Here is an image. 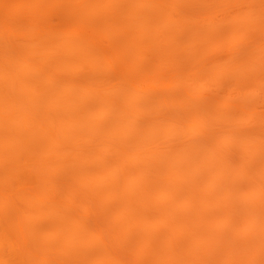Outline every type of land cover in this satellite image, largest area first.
Listing matches in <instances>:
<instances>
[{
  "label": "bare ground",
  "instance_id": "6f19581e",
  "mask_svg": "<svg viewBox=\"0 0 264 264\" xmlns=\"http://www.w3.org/2000/svg\"><path fill=\"white\" fill-rule=\"evenodd\" d=\"M100 1L101 3L98 5ZM100 1L97 2V8L100 7V15L102 14L100 17L104 19L102 31L107 35H113L112 33L123 29L126 33L133 32V35H138L140 38L158 37L161 40L170 41L169 37L179 35L185 29L184 19L178 16L175 9L171 13L164 11L161 8L163 4L160 7V0H135L134 3L142 7V13L131 15L130 12V17H126L125 24L124 21L122 22L124 26L121 22L117 26L118 24L114 25L111 21L115 17V13L123 12L126 8L124 3L127 4L128 0L123 1V5L120 4L121 2L119 3L120 0ZM190 1L206 2L204 0ZM170 2L174 4L176 0H170ZM14 3H16L15 5L25 3L26 7L32 10L36 8L35 5H32L34 0H17ZM69 7L67 8L73 11L72 5ZM94 12L92 9H83L80 12L81 18L70 25L75 36H73L72 42L68 43L64 40L62 29L61 32L54 33L56 37H52L46 45L45 43L39 45V42L36 41H31L27 45L29 54L42 52L41 61L49 63L50 71L46 76H36L30 71L35 66L33 67L25 59V56H22L25 52L15 49L14 42L9 35L5 37L6 33H1L4 31L10 33V29L0 27V42L4 44L0 45V166L3 168L0 173V185L11 189L15 200L19 199L24 202L25 208L20 215L26 221L24 231L27 235L42 237L40 238L41 244L44 245H48L49 240L54 242L57 239V244L54 247L43 248L41 245L35 247V250L39 251L40 263L48 264L49 257L53 255L67 257L69 252L76 251L82 258L83 254L89 251H97V254L94 255L98 258L94 261L95 263L122 264L108 250L109 248L104 246L105 242L97 232L78 217L77 211L90 212V207L80 206L76 210L73 207L75 202L72 199H69L66 204L61 203L59 209L54 204L46 205L41 203L43 201H38L39 194L43 196L52 191L49 181L51 178L49 179L47 174L48 168L43 165L44 160H41V156H48L51 159L50 155H53L55 158L53 164H61L60 166L70 169L73 173L72 179L88 188L90 192L94 187L101 186L102 189L97 191V194H95L96 192L92 194L97 196L99 208H104L115 202L116 207L113 212L116 216L125 219L118 232L123 230L131 232L132 236L127 237L131 244L129 250H133L135 255L144 254L145 258L151 259L153 264L164 262L173 264L179 261V258L176 259V256L173 255L171 247L175 239L183 240L182 243H189V252L196 250L203 238L195 233L196 222L201 220L193 216L192 209L191 216L184 217L183 212L186 208L193 207L195 200L199 199L197 206L201 209L210 207L208 209L213 210L214 206L219 208L217 213H212L214 215L212 217L198 216L203 220L208 218L209 222L213 221L212 223H214L218 222L220 217L227 220L229 217L232 218L233 227L227 232L218 231L215 235L219 234L221 237L223 234L230 237L239 234L248 237V243L245 244L248 246L242 251V255L249 259L254 258L255 264H264V260L256 259L264 253V158L259 165L260 173L263 175L262 180L259 182L250 181L241 187L236 186L242 177L252 173H250L248 165L254 160L253 154L261 148L260 139L243 138L236 142L230 134L214 141H205V143L196 137L187 139L179 137L178 139L177 132H174L166 122L161 121V116H159L164 106L170 109L176 104L179 107L185 104L183 117L176 118L179 120L178 125L180 123L181 126L184 125L183 122L187 120L189 125L186 127V132L189 131L188 133H192L194 136L200 135L204 132L209 119L218 122L225 117L222 116L221 108L219 110L212 109L213 107L199 102L194 105L190 104L196 94L200 93L201 86L199 84L206 81L212 83L211 81L234 72L248 71L252 66L248 64L238 66V63L236 64V61L232 59L233 55L231 57L229 55L230 58L222 57L223 59L209 62V65H206L209 74L201 75L197 85L193 87V84L189 85V88L192 87L189 93L181 94L179 99L175 96L169 100L166 99L167 97L159 98L158 94H147V96H143L146 101V106L143 107L138 104L137 99L129 96L143 93L145 84L140 81L133 84L134 77L127 72L131 66L126 62L127 64H124L127 75L124 77L121 74L124 80L121 82L119 78V81L114 79L110 82V89L116 91L117 98L109 97L108 94H105L106 91L99 86V83L103 81L104 73L113 71L115 66L111 64L109 57L104 52L95 51V48L92 47L95 41L90 35L93 30L91 31L88 19ZM208 14H210L207 17L208 25L200 31L201 34L203 33L204 40L208 35L217 31L218 23L221 21L220 16ZM225 16L232 21V27L230 26L228 34L226 32L227 35L224 36L225 39L223 38V43L220 45L233 49L237 45L235 41L237 32L243 30L247 32L261 25L260 18L264 17V4L259 6L254 2L243 11ZM234 20H242L243 24L235 25ZM49 28L51 27L48 26ZM19 33L22 32L19 31ZM132 34L129 37L133 38ZM110 37L108 38L110 39ZM187 42L186 45L178 42L173 45L181 49V47L187 46ZM129 44L132 46V43ZM159 44L163 48L162 42ZM146 46L145 44L142 46L143 48L141 47L143 53ZM206 48L207 45L205 46L207 54L210 51ZM146 52L148 51L146 50ZM152 52L154 53V51ZM127 54L129 53L127 52ZM221 61L224 64H221ZM225 65L229 67L226 68ZM256 68L257 66L252 67V69ZM82 71L87 72L83 78H81ZM62 74L71 75V77H67L68 80L65 79L73 81L70 88H66L64 83L56 84V80ZM232 78L234 83L239 81L237 76ZM130 82L133 86L130 85ZM172 82L179 83L176 80ZM125 85L135 91L128 94ZM61 87L62 89H59ZM72 88H75L74 91ZM176 98L178 100H175ZM228 105L227 100L223 106L227 108ZM99 108L100 112L97 110V114H95L94 111ZM236 112H241V116L236 115L235 120L232 121L235 123L246 120L252 114L247 110H237ZM142 113L150 115L149 123L138 121ZM104 117H110L108 124L96 123ZM235 143L240 153L239 162L236 166L234 165L235 167L230 165L227 169H223L219 153L224 150L221 153L223 158L227 159L230 154L228 145L234 147ZM132 147L134 152L129 150ZM215 148L221 150L213 151ZM20 152H23L22 156H20ZM20 158H23L24 161L20 162L22 160ZM108 160L111 162L109 163ZM46 165L48 166V164ZM124 172L125 174H123ZM124 176H128V179ZM155 178L160 183H164V186L166 185V188L162 189L164 191L158 195L153 192L150 194V188H148ZM32 180H37L36 184L40 182L38 185L41 188L38 193L32 191L33 187L30 184ZM106 182L108 183L105 184ZM178 189H182L183 194L182 192L180 194L182 196L170 200L172 194L170 190L179 191ZM167 190L169 191L168 195H166ZM156 196L161 199L160 204L157 203L159 200ZM212 199L217 201L212 202ZM9 201L0 192V213L9 206ZM36 201L38 202L36 203ZM68 206L71 208L67 209ZM48 219L51 221L50 225H47L50 226L49 229L45 230L44 226L41 230L33 229L36 224L41 223V226L42 221ZM15 225L21 227L23 223L18 222ZM200 225L204 224L201 222ZM218 227L219 222L214 228ZM42 229L44 230L42 231ZM212 230L214 231V229ZM3 232L0 228V261H3V258H8V264H19L22 254L19 236L10 237ZM60 241H65L67 244H59ZM227 253L223 254L219 264H235L231 261L233 257L237 258L236 255L239 256V253L233 248ZM229 260L230 262H227ZM58 264L68 263L61 260ZM78 264L86 263L79 260Z\"/></svg>",
  "mask_w": 264,
  "mask_h": 264
},
{
  "label": "rangeland",
  "instance_id": "374dc122",
  "mask_svg": "<svg viewBox=\"0 0 264 264\" xmlns=\"http://www.w3.org/2000/svg\"><path fill=\"white\" fill-rule=\"evenodd\" d=\"M0 1V27H8L10 29V33L5 31L1 33H6L5 37L9 35L12 42H14L13 46L15 49H19V51L25 52L22 56H25V59L28 60V62L32 64L33 67L35 66L30 71L33 72L36 76H46V74H48L50 71V66L47 61H41L42 52H39V54H29L27 51V45L31 41H36L37 43L39 42V45H44V43L46 45L51 41L52 37L55 38V34L61 32L60 30L62 29L64 33V40L66 42L68 41V43L72 42L75 36L72 33L70 25L74 21L81 18L80 12L83 9H92L93 12L95 10L94 13H91L92 15L88 19V22L90 21L89 24L92 28L91 31L93 30L92 32H90V35H92L91 37L95 41L92 47L93 49L95 48V51L101 50V52H104L109 57L111 64L115 66L113 71H107L104 73L102 79L103 81L99 83V86L106 91L105 94H108L109 97L112 96V98H114L115 96V98H117L116 91L110 89V82L114 81V79L119 81V78L122 82V80H124V77L127 75V72H129V75L134 77V80L132 79V82L134 81L133 84H137L138 81L145 84L143 93H136L129 96L133 97V99L135 100L137 99L136 101H138V104L143 107L146 106V101L143 96H147V94H158L160 95L159 98L167 97L166 99L169 100L173 99V97L175 98V96L179 99L181 94L189 93L192 87L197 85V83L199 82V78H201V75L204 76L205 74H209V70H207L208 66H206L207 64L209 65V62L221 60L224 57L230 58L233 55L232 59L236 61V64L238 63V66L242 64H248L252 67L257 66L256 69H252L251 67V69L248 71L242 70L243 72H234L220 79L213 80L211 81L212 83H210V81H206L199 84V86H201L200 93L196 94L190 104L194 105L199 102L213 107L212 109L219 110L221 108L220 111L222 113V116L225 117L218 122L217 120L214 121L209 119L204 128V132L200 133V135L194 136L192 133H188L189 131L186 132V127L189 125V122L187 120L183 122L185 123L184 125H182L183 127L181 126V123L178 125L179 120H176V118L180 116L183 117L184 108L186 107L185 104H182L180 107L176 104L174 105L175 107L173 106L170 109L165 108L164 106L159 116H161V121L166 122V124L169 125V127H171L174 132H177V134L179 135L178 139L179 137H181L180 139L196 137L200 141H204L203 143H205V141H214L215 139L221 138L227 134H230L232 139L236 140V142L243 138L260 139L261 148L259 151H257V153L253 154L254 160L248 165L250 173L252 172L249 175L250 178L249 176L242 177L241 181L237 182L236 186L241 187L250 181L259 182L262 180L263 175L260 173L259 165L261 160L264 158V17L260 18L261 25L259 27L248 30L247 32H244L243 30L236 33L235 41L237 42V45L235 46V48H225L224 46L220 45V43H223V38L225 39L224 36L229 33V30L232 27V21L225 18V15H230V13L232 14L233 12L243 11L248 5H251V3L253 4L254 2L259 6L261 4L263 5L264 0H204L206 1L204 3L196 1L192 2L190 0H176L174 4H171L170 0H160V7L163 4L161 8L164 9V11L171 13V11L175 9L178 16L184 19V31H182L179 35H173L172 37H169L171 42L164 41L163 39L162 41L161 38L158 37H151L146 39L141 37V39L140 37H138V35H133V32L126 33V31L123 29L122 31H116L115 33H112L113 35L105 34L104 31H102L104 19L103 17H100L102 16V14L100 15V7L97 8V2L100 0H98L97 2L96 0H34V4H32L36 6L34 10L30 9L29 7L28 9L25 3L21 5H15L16 3L14 2H16L17 0ZM123 1L125 0H120L119 3L121 2L120 4L123 5ZM134 2L136 1L128 0L127 4H125V2L124 7L126 8L123 10V12L115 13V17H113L111 23L114 25L116 23L118 24L117 26H119L123 21L125 24V21L130 17V14L140 15L142 13L141 10L143 9L141 6L139 7V5ZM100 3L101 1L98 3V5H100ZM71 5L73 11L67 8ZM77 12H79V17L77 16ZM215 12L218 14H216ZM208 13L217 15L218 17L220 16L221 21L218 23L217 31L213 32L214 34L212 33L211 35H208L204 40L203 33L201 34L200 31L201 29L206 28L208 25L207 17L208 15H210ZM233 23H235V25H241L243 24V21L234 20ZM48 26L51 27L49 29L52 31L48 29ZM98 30H100L101 32ZM19 31H21L22 33H19ZM31 31L33 34L31 33ZM131 34L133 35L134 39L132 37H129ZM3 36L4 35H2V37ZM112 36H114V38H112ZM106 37L108 40L106 39ZM108 37H110V39ZM124 37H126V39H124ZM128 37L130 41L128 40ZM126 40L129 42H127ZM174 41L182 44H185L187 41L189 43L187 42V46H183L180 49L174 47ZM161 42L163 48L160 47L159 43ZM163 42L165 44H168L165 45ZM194 42H196L197 44ZM129 43H132V46ZM145 44L147 45L146 47L148 49L146 48L143 53L141 47L143 45L145 46ZM0 45L3 46L4 44L0 42ZM128 45L130 48L128 47ZM206 45V49L210 51L207 54L205 53ZM101 46L102 48H100ZM146 50L148 52H146ZM151 50L154 51V53ZM127 52L129 54H127ZM233 57H235L236 59ZM126 62L131 67L125 73V64H127ZM221 64L224 63L221 61ZM225 67L227 68L229 66L225 65ZM205 70H207L206 73ZM85 73L87 72H83L84 75L81 73V78L87 75ZM121 74H123L124 77H122ZM233 76H237L239 81H237L236 83L232 82ZM67 77L69 78L71 77V75H60L59 79L56 80V84L64 83V86L66 88H70L73 81H66L68 80ZM173 80L178 81L180 85L179 83L175 84L174 82H172ZM133 84H131L130 82V85L133 86ZM191 84L193 85L192 87H190V89L188 86ZM182 85H184V87H182ZM125 87L127 88L126 91L129 92L128 94H131L135 91L134 89H131L130 86L127 87L125 85ZM59 89H62V87ZM73 89L75 88H72V90ZM178 99L176 98L175 100ZM227 100L229 105L226 108L223 105ZM97 110L100 112V108L94 111L95 114H97ZM237 110H247L252 114L246 120L237 121L235 123L232 121L235 120L236 115L238 114L239 117L241 116V112L237 113ZM109 121L110 117H104L100 119V121H96V123L106 125L109 123ZM138 121H142V123L143 121L149 123L151 121V117L146 113H142L140 118H138ZM129 150L134 152L133 147ZM220 150V148H215L213 151ZM228 150H230V154L227 159H224L223 154L221 153L222 151L224 152V150L219 153L220 158H222L221 165L223 169H227V167H230V165H233L232 167H235L240 159V153L236 146V143L234 144V147L228 145ZM19 154L20 156H22L23 152H20ZM52 156L53 155H50L51 159H49L48 156H41V160H44L43 165H45L46 168L49 169H47V174L49 179L51 178V180L49 181L50 185L52 186V191L45 193L43 196L39 194L38 201L41 200L43 201L41 203H44L46 205L54 204L59 209V205L61 203L66 204L69 199H72L75 202L73 207L76 210H78L80 206L90 207V212L77 211L78 217L82 219L83 222L85 221V223H88L87 225H89L97 232L103 242H105L104 246L109 248L108 250L112 252L117 260H119L122 264H153L152 260L149 258H145L144 254H140L138 256V254H134L133 250H129L131 244L127 237L132 236V234L131 232L128 233L125 230L118 232L120 226L124 224L125 219L116 216L115 212H113L116 207L115 202L110 203V205L108 204L104 208L98 207V198L97 196H93L92 194L93 192H96L95 194H97V191H100L102 189L101 186L94 187V189L90 192L88 188L81 186L79 182L72 179L73 173L70 169H67L64 165L63 166L65 168L60 166L61 164H53L55 158L54 156ZM20 159V162L24 161L23 158ZM108 162L110 163L111 161L108 160ZM45 163L48 164V166ZM2 170L3 168L0 166V173H2ZM123 174H125V172ZM128 176L124 177L128 179ZM155 180H153L148 188H150V194L153 192V194L155 193L158 195L164 191L162 189L166 188V185L164 186V183H160V181ZM36 182L37 180H32L30 184L33 187L32 191L38 193L41 187L38 185L40 182L37 184ZM108 182H106L105 184H107ZM181 190L182 189H180L179 191L170 190L172 194L169 199L175 200L176 198L181 197ZM0 192L6 196V199L10 200L9 206L2 210L0 213V228L4 231V234H7L10 237H14L16 235L19 236L20 244L22 245V254L19 264H41L39 261V251L35 250V247L37 245H41L43 248L54 247V245L57 244V239L54 240V242L53 240H49L47 243L48 245H44L41 244L40 238L42 237L37 238L34 235H27L24 231V224H26V221L23 216L20 215L25 208L24 202L20 201L19 199L15 200L13 191L4 185H0ZM168 194L169 191L167 190L166 195ZM156 198L159 200L157 201V203L160 204L161 199H159L157 196ZM38 201H36V203ZM213 201L217 200L212 199V202ZM197 202L199 204V199L195 200V205L193 207H188L184 210L183 216H191L190 212L192 209L194 213L193 216L201 220L196 222L197 226L195 228L197 229L195 233L199 235L200 238L201 236L203 238H201L198 248L191 252L188 251L190 247L189 243H182L183 240L175 239L172 242L171 247L173 248V255L176 256V259L179 258V261L174 262L173 264H219L223 258V254H228L227 251L231 250L232 248L235 249L237 253H239V256L236 255L237 258L233 257V260L231 262H235V264H255L254 262H256V260H254V258L249 259L242 255V251L245 250V248L248 246L245 245L248 243V237H243L239 234L230 237L223 234L221 237H219V234L217 236L215 235V233H217L218 231H229L230 228L233 227L232 218L229 217L227 220L223 217H220V219L218 220L219 227L215 229L214 227L218 224V222L215 221L214 223H212L213 221L209 222L208 218L203 220L200 217H212L214 216L212 215V213H217L219 211V208L214 206L212 207L213 210H209L210 207H204L206 209H201L197 206ZM68 207L67 209L71 208L70 206ZM18 222L23 223V225L21 227H17L15 224ZM201 222L204 225L201 226ZM50 223L51 221L49 219L47 221L44 220L42 221L41 226V223L36 224L35 228L33 229L41 230V228H43L42 226H44L45 230L49 229L50 226L47 225H50ZM115 225L116 227L114 228ZM44 229H42V231ZM212 229H214V231ZM60 242L58 243L62 245L67 244L65 241H62L61 243ZM33 247L34 249H32ZM69 253L70 254L67 257H60L58 255L49 257L48 264H58L61 260L63 262L66 261V263L68 264H78L79 260L80 262L86 264H98L94 262L98 259L96 256H94L97 254V251H89L83 254L82 258L76 251H72ZM260 257L258 256V258L256 259H260L259 261L264 260V253H262ZM8 260V258H3V261H0V264H8ZM238 261L240 262L237 263ZM227 262H230V260ZM161 264L167 263L164 262Z\"/></svg>",
  "mask_w": 264,
  "mask_h": 264
}]
</instances>
